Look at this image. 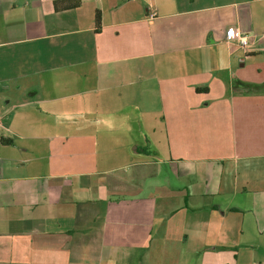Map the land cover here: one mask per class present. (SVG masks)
I'll return each instance as SVG.
<instances>
[{
  "label": "crops",
  "instance_id": "0c3cea01",
  "mask_svg": "<svg viewBox=\"0 0 264 264\" xmlns=\"http://www.w3.org/2000/svg\"><path fill=\"white\" fill-rule=\"evenodd\" d=\"M0 122V264H264V0H0Z\"/></svg>",
  "mask_w": 264,
  "mask_h": 264
},
{
  "label": "built area",
  "instance_id": "2783aa9c",
  "mask_svg": "<svg viewBox=\"0 0 264 264\" xmlns=\"http://www.w3.org/2000/svg\"><path fill=\"white\" fill-rule=\"evenodd\" d=\"M148 17L150 19L154 18V13H150ZM226 38L229 41L237 42L239 47L242 48L243 50L246 49L248 46L247 35L243 34L238 28H232L230 30H227ZM0 126H1V122H0Z\"/></svg>",
  "mask_w": 264,
  "mask_h": 264
},
{
  "label": "trees",
  "instance_id": "16d2710c",
  "mask_svg": "<svg viewBox=\"0 0 264 264\" xmlns=\"http://www.w3.org/2000/svg\"><path fill=\"white\" fill-rule=\"evenodd\" d=\"M78 3V2H77ZM74 7L76 6V4L74 3V5H73ZM96 23H97V25L99 24V15H97L96 16ZM4 142V141H3Z\"/></svg>",
  "mask_w": 264,
  "mask_h": 264
},
{
  "label": "rangeland",
  "instance_id": "374dc122",
  "mask_svg": "<svg viewBox=\"0 0 264 264\" xmlns=\"http://www.w3.org/2000/svg\"><path fill=\"white\" fill-rule=\"evenodd\" d=\"M166 183V180L164 178H161V180H159V183Z\"/></svg>",
  "mask_w": 264,
  "mask_h": 264
}]
</instances>
